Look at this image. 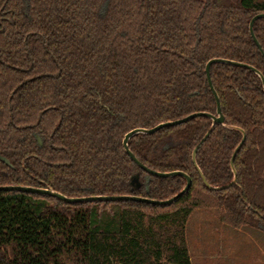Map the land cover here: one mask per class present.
Here are the masks:
<instances>
[{"label":"trees","instance_id":"16d2710c","mask_svg":"<svg viewBox=\"0 0 264 264\" xmlns=\"http://www.w3.org/2000/svg\"><path fill=\"white\" fill-rule=\"evenodd\" d=\"M264 0H0V185L68 197L167 199L183 176L142 170L122 139L194 112L215 114L211 58L264 78ZM224 117L128 139L148 168L179 170L187 192L168 205L65 203L0 190V264H192L186 223L214 209L234 229L264 233V91L247 66L212 63ZM232 166V153L238 143ZM2 158L7 159L8 163ZM138 175V186L130 183Z\"/></svg>","mask_w":264,"mask_h":264},{"label":"rangeland","instance_id":"374dc122","mask_svg":"<svg viewBox=\"0 0 264 264\" xmlns=\"http://www.w3.org/2000/svg\"><path fill=\"white\" fill-rule=\"evenodd\" d=\"M185 236L192 264H264V233L224 225L214 209L193 210Z\"/></svg>","mask_w":264,"mask_h":264},{"label":"water","instance_id":"95a60500","mask_svg":"<svg viewBox=\"0 0 264 264\" xmlns=\"http://www.w3.org/2000/svg\"><path fill=\"white\" fill-rule=\"evenodd\" d=\"M261 17H264V12H261V13H257L255 15H253V17L250 19V22H249V32H250V35L252 36L254 42L256 43V45L259 47V44L253 34V31H252V24L253 22L258 19V18H261ZM262 56L264 57V53L262 52V50H260ZM226 63V64H231V65H238V66H247L249 67L250 69L254 70L260 77L261 79V82H262V86H263V91H264V78L262 76V74L256 70L254 67L252 66H249L247 64H244V63H240V62H236V61H233V60H229V59H223V58H211L210 60L207 61L206 65H205V74H206V79H207V82L209 84V87L212 91V94H213V97L215 99V103H216V111H215V114H211V113H207V112H194V113H191L189 115H186L182 118H179V119H176V120H171V121H166V122H161V123H158L157 125L151 127V128H133L131 129L130 131H128L127 133H125L123 139H122V146L125 150V152L128 154V156L142 169L144 170L145 172L151 174V175H154V176H159V177H170V176H175V175H180V176H183L186 180V183L184 185V187L178 192L176 193L175 195H173L172 197L170 198H167V199H151V198H146V197H141V196H136V195H93V196H79V197H68V196H65L51 188H39V187H32V186H23V185H0V190H15V191H23V192H30V193H36L38 195H47V196H52V197H55L57 198L58 200L62 201V202H65V203H76V202H91V201H119V200H132V201H140V202H146V203H151V204H155V205H168V204H171L173 202H175L176 200H178L182 195H184L187 190L189 189V187L191 186V179L190 177L185 174L184 172L182 171H179V170H174V171H168V172H161V171H155V170H152L150 168H148L147 166H145L144 164H142L134 155L133 153L130 151L129 147H128V139L137 134V133H147V134H150V133H153L155 132L156 130H158L159 128H162L164 126H172V125H176V124H179V123H182V122H185L195 116H199V115H202V116H207L209 117L211 120H212V123L210 125V127L208 128V130L205 132V134L201 137V139L198 141V143L194 146L193 148V152H192V160H194V155H195V151L197 149V147L199 146V144L207 137V135L209 134V132L211 131L212 127L215 125V124H222L223 121H224V117H223V114L221 112V109H220V104H219V98L215 92V90L213 89V86L211 85V81H210V76H209V68H210V65L212 63ZM242 139L241 141L238 143V145L236 146V148L234 149L233 153H232V156H231V159H230V165H231V168H232V171L234 173V176H233V179L224 184V185H221V186H216V187H213V186H210L205 178L203 177L202 173L200 172V170L198 169L199 171V174H200V177L202 179V181L204 182V184L209 187V188H215V189H220V188H224V187H227L229 185H231L232 183L235 182V178H236V173H235V170L232 166V159L236 153V151L239 149V147L241 146L243 140H244V133H242ZM4 161H7V159L5 158H2ZM130 183L132 185H135V186H138V175L135 174L131 177V180H130Z\"/></svg>","mask_w":264,"mask_h":264}]
</instances>
